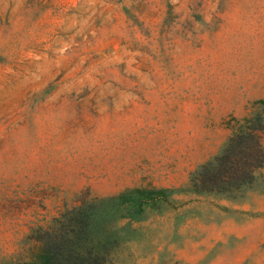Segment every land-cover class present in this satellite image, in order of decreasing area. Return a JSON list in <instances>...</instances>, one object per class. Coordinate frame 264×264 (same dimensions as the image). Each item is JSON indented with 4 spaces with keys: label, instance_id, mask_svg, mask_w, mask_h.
I'll return each mask as SVG.
<instances>
[{
    "label": "rangeland",
    "instance_id": "374dc122",
    "mask_svg": "<svg viewBox=\"0 0 264 264\" xmlns=\"http://www.w3.org/2000/svg\"><path fill=\"white\" fill-rule=\"evenodd\" d=\"M259 99L264 0H0V264L131 186L167 189L115 210L113 264H264V164L231 193L186 184Z\"/></svg>",
    "mask_w": 264,
    "mask_h": 264
},
{
    "label": "trees",
    "instance_id": "16d2710c",
    "mask_svg": "<svg viewBox=\"0 0 264 264\" xmlns=\"http://www.w3.org/2000/svg\"><path fill=\"white\" fill-rule=\"evenodd\" d=\"M232 120V130L220 151L189 172L186 184L190 190L231 193L251 183L263 166L264 147L259 133L264 116L250 109ZM166 189L131 186L107 196L78 198L52 217L47 227L37 229L35 247L20 264H113L111 254L118 238L113 226L115 210L124 206L131 217L144 204L164 199Z\"/></svg>",
    "mask_w": 264,
    "mask_h": 264
}]
</instances>
